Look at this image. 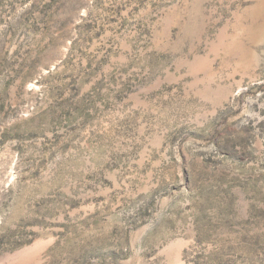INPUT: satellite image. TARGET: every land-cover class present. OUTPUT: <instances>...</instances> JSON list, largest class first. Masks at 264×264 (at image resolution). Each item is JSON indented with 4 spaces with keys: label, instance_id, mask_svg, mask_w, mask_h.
<instances>
[{
    "label": "rangeland",
    "instance_id": "374dc122",
    "mask_svg": "<svg viewBox=\"0 0 264 264\" xmlns=\"http://www.w3.org/2000/svg\"><path fill=\"white\" fill-rule=\"evenodd\" d=\"M0 264H264V0H0Z\"/></svg>",
    "mask_w": 264,
    "mask_h": 264
}]
</instances>
